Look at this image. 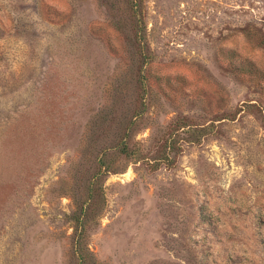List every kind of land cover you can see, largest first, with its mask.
I'll return each mask as SVG.
<instances>
[{"label": "rangeland", "instance_id": "374dc122", "mask_svg": "<svg viewBox=\"0 0 264 264\" xmlns=\"http://www.w3.org/2000/svg\"><path fill=\"white\" fill-rule=\"evenodd\" d=\"M82 208L90 264H264V0H0V264Z\"/></svg>", "mask_w": 264, "mask_h": 264}, {"label": "trees", "instance_id": "16d2710c", "mask_svg": "<svg viewBox=\"0 0 264 264\" xmlns=\"http://www.w3.org/2000/svg\"><path fill=\"white\" fill-rule=\"evenodd\" d=\"M126 138H124V140L121 142V144H119L118 146H116V150L119 153V155H125V156H130V155H134V157H136V155H138L139 152H130V148H129V144L127 142H125ZM114 148V149H115ZM112 168V165L107 164L103 162V164L101 165V170L104 171L105 174H109L110 169ZM94 186V183L91 184V187ZM94 198V190H91L85 203L84 204H88L91 205L92 204V200ZM87 212L88 210L85 208H82V210L80 211L79 214H75L72 219L75 221V243H74V253L77 257V259L80 261V264H90V257L88 254V248H87V243H86V230H87V224H88V219H87Z\"/></svg>", "mask_w": 264, "mask_h": 264}]
</instances>
